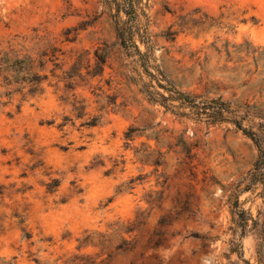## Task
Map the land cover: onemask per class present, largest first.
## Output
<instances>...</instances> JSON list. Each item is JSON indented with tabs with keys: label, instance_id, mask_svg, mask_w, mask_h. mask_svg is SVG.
<instances>
[{
	"label": "rangeland",
	"instance_id": "374dc122",
	"mask_svg": "<svg viewBox=\"0 0 264 264\" xmlns=\"http://www.w3.org/2000/svg\"><path fill=\"white\" fill-rule=\"evenodd\" d=\"M122 3L0 0V264H264L257 147L177 94L264 150V0Z\"/></svg>",
	"mask_w": 264,
	"mask_h": 264
},
{
	"label": "trees",
	"instance_id": "16d2710c",
	"mask_svg": "<svg viewBox=\"0 0 264 264\" xmlns=\"http://www.w3.org/2000/svg\"><path fill=\"white\" fill-rule=\"evenodd\" d=\"M122 7L125 13L129 15L127 9L129 10L131 9V0H123ZM117 34H118V37L122 40V42H124V29L122 28L117 29ZM36 78L37 80L35 79V83H33L32 91H34L35 88H37L41 80L39 77H36ZM177 94H178L179 100L182 101V104H186L190 108L200 109L202 113L206 115L208 121H210L211 123L229 121L236 127V129L242 131L243 134L247 135L253 141V143L258 149V156H257L256 163L254 165V168H253V174L254 175L259 174L260 177L263 175L264 150H262L260 137L258 136V134L242 128V125H241L242 121L245 119L247 114H239L238 111L229 108L227 104L221 102L220 100H212V101H209L208 103L202 102V101L197 102L195 99L190 98L186 95H183L180 93H177ZM161 98L165 100V98L163 97ZM234 207L235 208L237 207V201H235ZM234 214L237 215L238 219L233 220V221L235 222L236 225L240 226L244 230L245 221H246L244 211L237 210L235 211Z\"/></svg>",
	"mask_w": 264,
	"mask_h": 264
}]
</instances>
